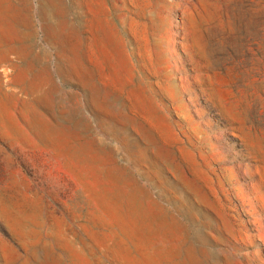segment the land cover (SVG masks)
<instances>
[{
	"label": "rangeland",
	"instance_id": "rangeland-1",
	"mask_svg": "<svg viewBox=\"0 0 264 264\" xmlns=\"http://www.w3.org/2000/svg\"><path fill=\"white\" fill-rule=\"evenodd\" d=\"M0 264H264V0H0Z\"/></svg>",
	"mask_w": 264,
	"mask_h": 264
},
{
	"label": "bare ground",
	"instance_id": "bare-ground-1",
	"mask_svg": "<svg viewBox=\"0 0 264 264\" xmlns=\"http://www.w3.org/2000/svg\"><path fill=\"white\" fill-rule=\"evenodd\" d=\"M48 19V18H47Z\"/></svg>",
	"mask_w": 264,
	"mask_h": 264
}]
</instances>
